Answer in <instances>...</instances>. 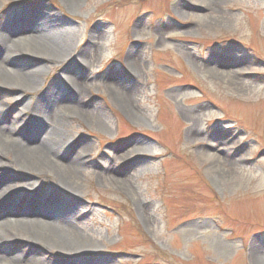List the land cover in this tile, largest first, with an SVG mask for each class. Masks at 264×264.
Returning <instances> with one entry per match:
<instances>
[{
    "label": "rangeland",
    "instance_id": "1",
    "mask_svg": "<svg viewBox=\"0 0 264 264\" xmlns=\"http://www.w3.org/2000/svg\"><path fill=\"white\" fill-rule=\"evenodd\" d=\"M191 1L0 0V23L13 9L50 11L68 22L72 54L83 50L81 114L65 120L67 156L80 146L85 160L78 228L94 244L78 260L260 264V247L264 264V0H218L201 20L177 12ZM27 62L42 69L32 88L0 86L10 123L17 98L60 88L71 59ZM118 83L135 86L132 101L119 100ZM36 252L69 261L52 248Z\"/></svg>",
    "mask_w": 264,
    "mask_h": 264
},
{
    "label": "bare ground",
    "instance_id": "2",
    "mask_svg": "<svg viewBox=\"0 0 264 264\" xmlns=\"http://www.w3.org/2000/svg\"><path fill=\"white\" fill-rule=\"evenodd\" d=\"M217 1L192 0L191 8L180 5L177 12L182 15L192 9L194 19L201 20L203 10ZM77 2L65 0L69 8ZM69 28L68 22L55 13L38 8L35 11L13 9L0 23L2 88L24 93L35 85L42 69L37 68L40 62L36 67L28 63L29 58L45 63L71 59V64L57 75L62 83L60 88L50 86L51 91L37 100H26L23 95L17 98L16 107L20 105V113L11 123L0 113V264H64L39 257L36 252L38 249L51 251V248L69 259L66 264H101L100 261L83 262L77 257L93 249L94 244L78 228L77 181L85 163L84 156L79 153L82 147L79 146L74 155L66 153L69 140L65 120L75 113L81 114L75 100L83 99L87 85L81 66L83 50L72 54ZM97 54L101 56L102 51ZM128 57L129 67L137 70L141 66L140 59L133 58L132 52ZM206 72L216 78L218 69L207 68ZM225 75L228 77L230 73ZM117 85L120 88L115 93L119 100L132 101L130 93L136 90L135 86ZM128 111L133 114L130 109ZM25 112V119H22ZM215 149L205 151V156L210 160L214 158ZM39 175H46L48 181L41 184L31 180L32 176ZM252 250H257L254 260L262 264L260 247Z\"/></svg>",
    "mask_w": 264,
    "mask_h": 264
}]
</instances>
